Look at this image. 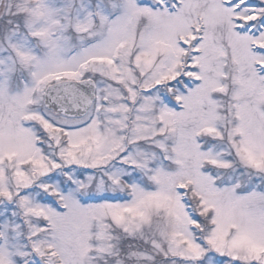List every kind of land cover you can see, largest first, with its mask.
Masks as SVG:
<instances>
[{
    "label": "snow or ice",
    "instance_id": "1",
    "mask_svg": "<svg viewBox=\"0 0 264 264\" xmlns=\"http://www.w3.org/2000/svg\"><path fill=\"white\" fill-rule=\"evenodd\" d=\"M0 264H264V0H0Z\"/></svg>",
    "mask_w": 264,
    "mask_h": 264
}]
</instances>
